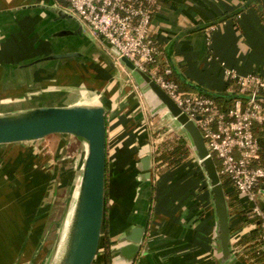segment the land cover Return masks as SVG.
Returning <instances> with one entry per match:
<instances>
[{
    "label": "crops",
    "instance_id": "1",
    "mask_svg": "<svg viewBox=\"0 0 264 264\" xmlns=\"http://www.w3.org/2000/svg\"><path fill=\"white\" fill-rule=\"evenodd\" d=\"M49 2L0 0V99L10 101L3 108L13 111L76 102L66 100L74 90L98 95L106 110L103 219L110 241L130 223L146 222L132 264H264V260H253L244 248L257 232L251 222L242 221L240 211L249 212L248 200L235 191L226 196V202L230 246L237 254L229 262L221 261L213 239L211 201L198 164L191 157L178 167L153 173L157 145H152L151 122H146L134 78L112 62L102 39L86 24L58 17L47 7ZM53 2L66 12L65 6ZM151 24L160 49L156 64L169 68V76L182 82L188 92L230 94L226 68L241 75L264 76V0H160ZM209 24L215 28L207 35ZM66 52L79 56L42 61L47 55ZM127 76L133 86L125 84ZM29 142L0 145V264H15L29 244L41 239L50 196L54 185L60 184L49 168L40 166L43 158H35ZM146 142L152 187L149 196L137 198L138 150ZM71 173L63 172L61 181L74 186ZM99 250L93 264H104Z\"/></svg>",
    "mask_w": 264,
    "mask_h": 264
},
{
    "label": "water",
    "instance_id": "2",
    "mask_svg": "<svg viewBox=\"0 0 264 264\" xmlns=\"http://www.w3.org/2000/svg\"><path fill=\"white\" fill-rule=\"evenodd\" d=\"M49 5L50 7H47L58 17L74 18L81 23L75 16L55 7L53 0H50ZM102 43L112 55L119 56V62L134 78L150 112L155 113L164 109L166 119L171 120V130L174 128L181 130L180 138L184 139L194 156L208 190L214 216L213 239L219 245L221 261L229 262L237 252L230 246V222L224 188L214 159L208 152L196 123L182 112L147 73L126 57L120 56L119 51L106 39H102ZM77 56L79 55L75 52L57 53L43 57L42 61ZM205 94L247 98L245 95L231 93L205 92ZM22 109L24 110L12 109L11 112L0 114V145L36 141L53 134L74 135L85 143L80 173L78 179L75 178L73 186L70 218L56 242L49 264H93L99 250L105 208L107 166L105 107L100 103L88 105L71 102ZM138 155L140 156L136 163L138 172L134 177L138 182L135 188L137 198L141 195L149 196L152 187L151 152L147 142L141 145ZM261 192L264 193V181ZM252 206L253 202L248 201L249 210ZM147 209L148 206L145 210ZM146 224L130 223L115 241H111L109 247L111 264L133 263L140 249Z\"/></svg>",
    "mask_w": 264,
    "mask_h": 264
},
{
    "label": "built area",
    "instance_id": "3",
    "mask_svg": "<svg viewBox=\"0 0 264 264\" xmlns=\"http://www.w3.org/2000/svg\"><path fill=\"white\" fill-rule=\"evenodd\" d=\"M65 1L67 13L147 73L196 123L208 152L219 161L220 177L228 179L225 199L235 191L239 197L253 202L249 215L257 235L244 248L250 250L253 260L264 258V193L261 192L264 162L260 159V142L253 131L256 124L264 121V76L241 75L235 69L226 68L224 79L230 93L247 98L235 97L227 108H222L210 96L181 90L177 82L167 77L170 69H160L156 64L160 49L152 37L151 23L160 0ZM214 28V24L207 26V35ZM108 54L112 62L124 69L119 56L109 51ZM129 82L134 85L132 79Z\"/></svg>",
    "mask_w": 264,
    "mask_h": 264
},
{
    "label": "rangeland",
    "instance_id": "4",
    "mask_svg": "<svg viewBox=\"0 0 264 264\" xmlns=\"http://www.w3.org/2000/svg\"><path fill=\"white\" fill-rule=\"evenodd\" d=\"M125 80H127L125 83L127 86H133L131 82H128V76L125 77ZM140 99L144 108L146 122H151L148 127L152 145L159 144V148L162 150L166 147L168 141H175L180 137L181 130L175 128L171 130V120L166 119L164 109L151 113L141 96ZM9 104L11 103L7 99H0V114L11 112L3 108ZM38 106L41 105L36 104L27 108ZM29 143L32 144L31 147L35 153V158H43L40 166H43L44 169L49 168L52 176L54 175L56 178L55 182H60V184L58 188L54 185V191L50 196L49 208L47 209L46 218L43 220V223H46L43 236L38 239L36 244H29L25 249L26 251H24V255H19L15 264H49L56 242L64 230L65 217L73 194V183L61 181V176L63 172L66 173L69 170L72 172L70 177H74V180L75 178L76 180L78 179L86 146L82 139L70 134H53ZM154 148L157 149L156 147ZM192 158H194L193 155ZM215 161L219 164L217 159ZM233 237H236V235L233 234ZM99 251V255L102 254V250Z\"/></svg>",
    "mask_w": 264,
    "mask_h": 264
},
{
    "label": "trees",
    "instance_id": "5",
    "mask_svg": "<svg viewBox=\"0 0 264 264\" xmlns=\"http://www.w3.org/2000/svg\"><path fill=\"white\" fill-rule=\"evenodd\" d=\"M59 4L66 6L65 0H56ZM168 78L172 79V76L167 75ZM175 82L179 85V88L183 91H188L187 87L180 82L177 78H173ZM202 95L210 96L215 100L216 103L219 104L222 108H227L232 100L233 97L225 96V95H207L202 92H198ZM254 134L257 136L261 150H260V159L261 162H264V121L256 124L254 126ZM157 149L153 152V173L155 175H159L163 170H168L170 168L178 167L182 165L185 162H188L190 160L191 153L188 149L186 142L182 138H177L175 141H168L166 144V147L164 149L159 148V144L156 146ZM214 159V162L216 164L217 170L219 171V164L215 161V157L212 156ZM221 181L224 190L228 188L229 182L228 179L221 175ZM240 216L242 218L243 222H250V215L249 212L246 210L240 211ZM242 222V223H243ZM107 221L103 219V227H102V233H101V239L99 243V249L102 250L103 254V261L104 264H110V253H109V247H110V238H109V231L107 228ZM251 237L244 238L243 241L241 240V243L244 241H247L248 239H251ZM240 242V241H239ZM256 261H263L264 258H256Z\"/></svg>",
    "mask_w": 264,
    "mask_h": 264
},
{
    "label": "bare ground",
    "instance_id": "6",
    "mask_svg": "<svg viewBox=\"0 0 264 264\" xmlns=\"http://www.w3.org/2000/svg\"><path fill=\"white\" fill-rule=\"evenodd\" d=\"M66 100H75L78 103L94 105V104L99 103L100 98L96 94H92V93H89L86 91L74 90V91L70 92L69 95H67ZM74 197H75V195H74ZM72 201H73V199H71V202L69 204V207L67 210V215L65 217V223H68L69 218H70V214H71L72 206H73Z\"/></svg>",
    "mask_w": 264,
    "mask_h": 264
}]
</instances>
